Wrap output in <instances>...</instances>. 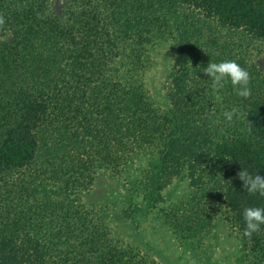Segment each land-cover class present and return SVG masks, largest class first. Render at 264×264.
<instances>
[{"label":"trees","instance_id":"1","mask_svg":"<svg viewBox=\"0 0 264 264\" xmlns=\"http://www.w3.org/2000/svg\"><path fill=\"white\" fill-rule=\"evenodd\" d=\"M62 1L56 14L52 0H0V264H141L111 236L103 212L92 204L70 210L39 187L74 165L67 196L85 195L91 167L110 165L112 175L120 160L131 166L140 151L157 153L146 162L142 208L129 214L146 220L162 200L164 174L195 157L199 133L209 144L200 168L208 201L196 204L233 225L236 261L264 264V225L243 236L244 209L264 207V197L236 175L244 168L264 177V72L254 62L264 55V0ZM157 57L163 82L153 103L145 85ZM224 60L250 73L248 98L230 80L212 88L203 68ZM232 108L238 117L229 122L223 113ZM190 214L176 216L185 224ZM178 231L197 254L198 225L179 223Z\"/></svg>","mask_w":264,"mask_h":264},{"label":"rangeland","instance_id":"2","mask_svg":"<svg viewBox=\"0 0 264 264\" xmlns=\"http://www.w3.org/2000/svg\"><path fill=\"white\" fill-rule=\"evenodd\" d=\"M62 4V0H52V10L56 14L59 13ZM254 62L264 72V55L256 57ZM162 67L163 60L157 57L152 69L148 72L149 81L145 87L153 103H156L158 99L156 94H159L163 82ZM154 105L158 107V104ZM157 107L154 106V111L158 110ZM194 138V146L190 147L195 152V157L184 155L181 165L175 164L171 167L178 168L175 173H170L169 176L164 174L163 183L160 186L162 200L153 212L146 214V220H131L129 214L136 213L133 211V207L136 205L142 208L141 198L145 190L148 189L147 171H145L148 165L146 162L150 161L148 159L155 158L156 160L157 153L148 155L144 151H140L141 158L136 159L131 166L129 164L121 166L123 160H120L117 172L112 175L110 174V165L107 169L102 166L91 167L92 180L88 178L85 180V184H90L87 187L89 192L85 195L73 191L67 196L69 182L78 175V169L76 171L74 165L68 171L67 177L62 180L52 179L48 183L45 181L39 189L46 191L52 199L69 204L70 210L78 209L81 205L87 207L88 204H92L95 212H103L108 219L105 226L110 230L111 236L118 240L119 246L129 245L130 248H134L132 251L134 259L141 260V264H244L243 261L235 259V250L239 248V245L235 239L237 233L234 231L233 225L217 208L204 205L205 207L200 209V204H196L199 201H208L206 190L208 184L203 182L204 175L200 168L206 160L202 152L208 148L209 144L205 141L204 134L199 133ZM88 146L89 143L82 149H87ZM86 161L88 164L95 163L93 159ZM168 167L169 160L165 163V169ZM76 195L79 197H74ZM192 207L197 211L191 212ZM183 212L189 214L191 212L190 221L185 224L182 223L178 215L176 216V213L183 214ZM152 216L157 221L164 222L165 227L150 224ZM198 219L200 221L196 223ZM179 223L189 228L192 225H198L200 234L197 240H200L198 242L201 244V250L197 254L193 255L186 251V246L179 239L180 231L173 233L175 226ZM145 244L154 247V251L144 248ZM202 251L206 258L201 254ZM156 252L157 254H155Z\"/></svg>","mask_w":264,"mask_h":264},{"label":"clouds","instance_id":"3","mask_svg":"<svg viewBox=\"0 0 264 264\" xmlns=\"http://www.w3.org/2000/svg\"><path fill=\"white\" fill-rule=\"evenodd\" d=\"M5 23L2 15H0V27ZM203 72L207 74L212 80V88L215 90L222 89L230 80L232 86L236 89V94L243 98H248L251 95L250 73L241 67L234 60H224L221 62H210ZM225 119L229 122L233 117H238V110L232 108L230 111L223 113ZM237 177L243 182V188L250 195L258 194L264 197V177L260 175H253L247 169H242L237 172ZM243 219L245 221V229L243 236L251 238L253 233L260 231L261 225H264V207H247L243 211Z\"/></svg>","mask_w":264,"mask_h":264}]
</instances>
